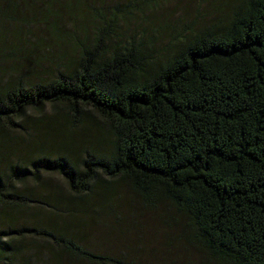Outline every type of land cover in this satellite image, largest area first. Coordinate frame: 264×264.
<instances>
[{
	"label": "trees",
	"instance_id": "obj_1",
	"mask_svg": "<svg viewBox=\"0 0 264 264\" xmlns=\"http://www.w3.org/2000/svg\"><path fill=\"white\" fill-rule=\"evenodd\" d=\"M99 3L0 0V264H39L36 247L42 264H137L68 221L117 182L145 209L166 203L209 264H264V0L164 41L166 26L122 33L160 1ZM53 47L69 56L55 72Z\"/></svg>",
	"mask_w": 264,
	"mask_h": 264
},
{
	"label": "rangeland",
	"instance_id": "obj_2",
	"mask_svg": "<svg viewBox=\"0 0 264 264\" xmlns=\"http://www.w3.org/2000/svg\"><path fill=\"white\" fill-rule=\"evenodd\" d=\"M126 1L100 0L104 5L99 4L105 9L108 7L112 9L122 6ZM158 1H160L158 6L150 8L151 10L144 9L143 14L132 17L131 21L122 25V33L125 37L135 33L138 35V32L146 27L153 29L166 26L165 34L159 40L164 41L169 39L170 34H185L188 29H197L202 25L209 24L214 19H225L227 16L225 13L237 0H155V2ZM12 25L14 26H9V31L20 30L17 27L18 24ZM38 27L33 29L32 34L35 37H42V30ZM19 43L16 45L14 43V46H11L16 47ZM40 47L39 50L34 49V55L44 52V45L42 44ZM64 48L65 45L62 49ZM52 52L51 58L57 60V63L53 62L54 64L51 65L52 71L55 72L61 69H56L57 65L62 66L67 63L69 56L62 55L59 48L53 47ZM36 59L38 58H34L32 61ZM47 61V58H43L39 63L34 62L32 65L43 63V66H46ZM4 64L5 60H0V78L7 77ZM84 127V131L87 133L85 138L90 137L93 141V135L98 137L99 131L96 126L88 123ZM28 139L30 141L34 138L28 137ZM36 151H34L33 157L36 155ZM19 153L21 156L29 157V151L25 147L21 148ZM43 178L51 186L58 185L60 189H64L63 182L57 175H45ZM34 192L35 195L40 193L38 195L43 196L41 188L35 189ZM90 194L92 195L81 206L73 209L68 221L77 225V236L84 238L79 239L85 240L91 247L112 254L125 255L135 260L137 264H209L208 255L203 254L184 240L182 226L167 219L169 216L176 219V216L169 210L166 203H159L153 210L145 209L141 206V200L122 182L114 184L108 193L94 189ZM98 194H114L115 197L113 200L107 201L105 197L102 198ZM129 200L133 205H130ZM26 212L30 215L38 211L31 207ZM0 220L4 223L10 219L0 218ZM24 221H28V219ZM5 224L8 225V223ZM41 252L40 247L31 251L34 260L39 264H42Z\"/></svg>",
	"mask_w": 264,
	"mask_h": 264
}]
</instances>
